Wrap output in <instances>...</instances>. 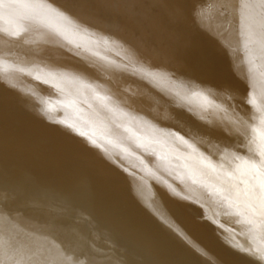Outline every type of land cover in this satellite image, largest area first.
Segmentation results:
<instances>
[{
  "label": "bare ground",
  "instance_id": "obj_1",
  "mask_svg": "<svg viewBox=\"0 0 264 264\" xmlns=\"http://www.w3.org/2000/svg\"><path fill=\"white\" fill-rule=\"evenodd\" d=\"M48 2L97 30L111 31L130 40L139 34L133 32L129 16L121 11L122 4L134 5L137 13L160 17L167 14L169 5V0ZM197 2L180 0L184 20L172 35L180 70L209 83L231 81L241 94L248 89L257 98L264 96V52L259 44H250L246 50L238 15L234 17L231 9H208L222 36L213 39L198 31L189 18ZM41 22L45 30L33 28L26 38L37 42L47 60L73 62L70 46L52 35L63 31L61 19L55 14L45 15ZM17 24L6 16L0 21V28L7 32L15 30ZM67 38L95 48L86 36L68 34ZM32 48L33 45L9 42L0 33V55L4 58L0 64V206L7 205L12 219L10 233L0 225V236H7L13 246L26 251L40 249L46 257H54L56 246H61L85 264H113L120 256L126 258L127 264H244L248 257L236 251L240 245L251 244L258 252L264 251V229L258 222L242 225L223 202L208 195L199 180L193 184L188 179L185 161L167 151L171 148L186 155L178 144L170 140L153 143L150 151L162 153L169 163L161 171L160 181L145 182L139 179L143 176L141 161L159 166L161 161L154 155L135 150V154L120 159L119 151L111 149L114 156L109 159L50 119L49 116L65 120L97 136L103 131L101 117L82 102L72 85H62L63 91H58L15 70L17 65L33 59ZM99 51L110 59H120L115 50ZM135 91L133 86L128 95ZM45 101L52 105L49 115L39 111ZM203 103L199 97L189 100L194 109ZM245 108L251 111L247 104L240 110ZM106 122L114 133L119 132L114 123ZM120 135L123 137V133ZM177 175L184 179L178 180ZM239 187L242 189L243 185ZM153 209L164 213L175 227L185 229L184 239H175ZM77 212H85L95 223V228L87 221L78 224L84 239H73L70 230Z\"/></svg>",
  "mask_w": 264,
  "mask_h": 264
},
{
  "label": "snow or ice",
  "instance_id": "obj_2",
  "mask_svg": "<svg viewBox=\"0 0 264 264\" xmlns=\"http://www.w3.org/2000/svg\"><path fill=\"white\" fill-rule=\"evenodd\" d=\"M179 4L180 0H169L167 14L162 17L148 12L137 13L134 5L122 4L121 11L129 16L133 32L139 34L137 39L130 40L111 31L97 30L71 13L54 7L48 0H0V21L6 16L18 21L15 30L5 32L0 28V33L9 42L33 45V59L15 68L20 75L58 91H63L62 85H72L82 102L101 117L99 124L103 131L97 136L95 132L86 133L65 120L49 116L50 119L82 137L109 159L114 156L111 149L119 151L120 159L135 154V150L154 155L161 161L159 166L141 161L143 176L139 179L145 182L160 181L161 171L169 163L162 153L150 151L153 143L170 140L178 144L186 155L171 148L167 151L185 161L188 179L193 184L199 180L208 195L223 202L225 209L232 211L242 225L256 221L264 229V96L257 98L248 89L241 94L239 87L231 81L209 83L180 70L177 46L172 39L184 20V10ZM209 8L231 9L234 17L238 15L246 50L250 44H259L264 52V0H198L190 12L191 23L198 31L216 39L222 34L209 15ZM52 14L64 25L63 31L52 35L70 46L68 50L74 57L71 63L47 60L37 42L26 38L33 28L45 30L41 17ZM68 34L86 36L95 48L68 39ZM99 49L115 50L120 59H110ZM3 62V55H0V64ZM133 86L136 91L128 95ZM251 87L249 82L248 88ZM191 97H199L204 103L194 109L189 104ZM244 104L250 105L251 111L247 108L241 111ZM39 111L41 115H49L52 105L45 101ZM106 121L114 123L119 132L114 133ZM136 129L148 135H141ZM176 178L184 179L180 175ZM153 214L175 239H184L185 229L175 227L159 209H153ZM82 221L95 228L93 218L85 212H77V219L70 229L73 239L85 238L78 227ZM0 225L10 233L12 219L7 205L0 206ZM236 251L248 257L244 264H264V251L258 252L251 244L240 245ZM0 264L85 262L74 258L70 249L61 246H56L54 257H46L40 249L26 251L13 246L7 236H0ZM113 264H127V260L120 256Z\"/></svg>",
  "mask_w": 264,
  "mask_h": 264
}]
</instances>
